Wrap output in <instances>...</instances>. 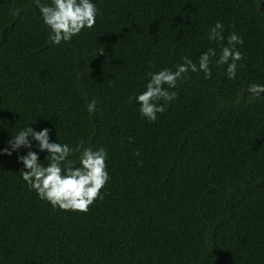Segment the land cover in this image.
I'll use <instances>...</instances> for the list:
<instances>
[{
	"label": "trees",
	"instance_id": "16d2710c",
	"mask_svg": "<svg viewBox=\"0 0 264 264\" xmlns=\"http://www.w3.org/2000/svg\"><path fill=\"white\" fill-rule=\"evenodd\" d=\"M261 0H0V264H264Z\"/></svg>",
	"mask_w": 264,
	"mask_h": 264
},
{
	"label": "water",
	"instance_id": "95a60500",
	"mask_svg": "<svg viewBox=\"0 0 264 264\" xmlns=\"http://www.w3.org/2000/svg\"><path fill=\"white\" fill-rule=\"evenodd\" d=\"M260 4H261L260 8L264 10V0H261ZM253 94L257 96H264V91L261 92L255 91L253 92Z\"/></svg>",
	"mask_w": 264,
	"mask_h": 264
}]
</instances>
